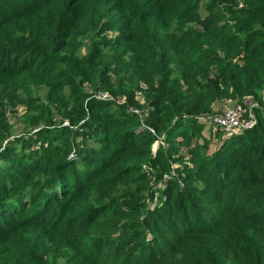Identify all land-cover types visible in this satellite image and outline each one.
<instances>
[{"label":"trees","instance_id":"obj_1","mask_svg":"<svg viewBox=\"0 0 264 264\" xmlns=\"http://www.w3.org/2000/svg\"><path fill=\"white\" fill-rule=\"evenodd\" d=\"M0 92V264H264V0H0Z\"/></svg>","mask_w":264,"mask_h":264},{"label":"rangeland","instance_id":"obj_2","mask_svg":"<svg viewBox=\"0 0 264 264\" xmlns=\"http://www.w3.org/2000/svg\"><path fill=\"white\" fill-rule=\"evenodd\" d=\"M116 33H118V30L117 31H113L112 34H116ZM1 90H2V88H1ZM38 93L40 95H43L44 90H41ZM0 100H4V102H8L9 101L6 98V96L3 99L0 98ZM231 105H233V103L229 102L227 107L231 106ZM24 107H25L24 105H21L20 108L22 110H25ZM24 114L25 113H23V114L19 113L16 116H14V115L10 116V119L12 118V120H11L12 133H11V136L9 138H7L2 143L3 148L7 145V143L9 141H17L19 139H24L25 137H28L29 135L30 136L27 139L28 141H26L25 143L22 142L21 145H23V144L31 145V144H34L35 142L39 141V140H42L40 138L41 135L39 133L41 131L40 128H33L30 131V134L26 133V132H28L27 131L28 125L25 124V122L23 120L24 119ZM201 122L204 125L202 130H203V133L206 135V138H209V137L212 138L210 143H209L210 144V148H209L210 152H214L217 149L219 150L223 146L225 140L229 137V135H234L235 134V133H231V134L227 135L224 131L219 130L218 127L212 125V123L209 120H207V119H204V120L201 119ZM245 131H247V130H242L241 132H239V134L243 133ZM47 136L51 138V137H53V134H51V135L47 134ZM195 138H197V137H195ZM198 140L203 141L204 139L202 137H199ZM39 144H40V142L37 145H39ZM155 147H157V144L155 145Z\"/></svg>","mask_w":264,"mask_h":264},{"label":"built area","instance_id":"obj_3","mask_svg":"<svg viewBox=\"0 0 264 264\" xmlns=\"http://www.w3.org/2000/svg\"><path fill=\"white\" fill-rule=\"evenodd\" d=\"M258 106V103H252L247 116L244 104L233 103L231 106H226L222 113L209 118V121L226 134H239L242 130L252 129L257 124L254 109Z\"/></svg>","mask_w":264,"mask_h":264}]
</instances>
